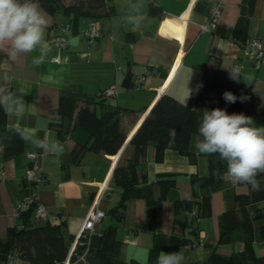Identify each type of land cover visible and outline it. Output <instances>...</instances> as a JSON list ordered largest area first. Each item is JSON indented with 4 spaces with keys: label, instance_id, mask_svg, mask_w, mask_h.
<instances>
[{
    "label": "crops",
    "instance_id": "1",
    "mask_svg": "<svg viewBox=\"0 0 264 264\" xmlns=\"http://www.w3.org/2000/svg\"><path fill=\"white\" fill-rule=\"evenodd\" d=\"M214 1L143 0L147 20L140 31L134 32L130 25L122 22L129 0H106L107 8L113 12L95 21L101 36L88 45L83 31L91 20L81 18L74 32L70 26L69 43L64 50L49 39L60 25L69 23L67 16L41 7L49 21L45 34L51 46L48 57L44 64L36 67L31 59L37 53L20 56L8 64L2 62L5 57L0 54V83L7 78L10 87H23L28 93L23 97L27 104L24 117L20 120L7 117V125L31 129L41 139L47 136L50 140H59L64 151L56 156L23 141V151L4 160L0 147V239H5L9 229L21 223L13 212L26 191L24 173L30 161L28 153H35L39 167L36 173L42 175L36 191L47 210V221L63 222L64 233L72 237L71 246L97 198V207L104 216L95 227L101 229L116 224L107 214L120 194L112 171L119 160L134 159L136 148L130 143L131 137L160 95L166 93L181 102L193 98L194 92L202 86L205 67L215 58L227 73V69H240L238 83L248 99L239 113L253 117L257 126H264V62L252 61L246 55L251 38L258 37L264 42V0H221V15L211 23L209 12ZM150 5L159 7L158 15L148 13ZM203 25L208 30H202ZM56 57L61 60L54 61ZM145 68L148 72L139 83L138 78ZM247 76L252 79H244ZM111 86L115 93L101 97L100 93ZM61 95L77 97V108L85 99H104V104L121 108L120 127L125 141L115 155L84 149L77 160L73 158L72 147L85 143L87 131L74 127L72 118H62L53 112ZM214 98L215 94L210 93L208 101L213 102ZM93 105L97 112L101 111V103ZM60 128L63 138L57 133ZM198 139L200 136L196 134L189 137V155L168 146L161 160L156 159L154 146H147L145 160L137 166L140 181L144 175L147 182H153L155 199L161 193L159 184L154 182L158 175H173L176 183L165 192L159 205L147 204L141 198L127 201L123 220L116 231L121 241L120 257L127 264H156L161 251H182L183 264L204 261L211 253L228 257L243 251L244 243L240 239L218 243L220 215L233 207L235 194L248 193L247 186L232 185L226 171L221 180L209 187V204L196 213L193 224L196 231L183 225L185 214L174 212L175 201L194 198L196 184L191 177L208 174V155L195 148ZM259 206H264V202ZM261 224L264 219L255 221L253 248L257 256H264V239L258 234ZM172 237L187 239L195 245L185 244L170 251ZM0 264L5 261L0 259ZM16 264L33 263L21 258ZM72 264L89 263L77 257Z\"/></svg>",
    "mask_w": 264,
    "mask_h": 264
},
{
    "label": "trees",
    "instance_id": "2",
    "mask_svg": "<svg viewBox=\"0 0 264 264\" xmlns=\"http://www.w3.org/2000/svg\"><path fill=\"white\" fill-rule=\"evenodd\" d=\"M40 7L51 13L61 12L68 18L72 31L76 30L81 18L92 21L107 16L113 12L107 8L106 0H71L65 4L63 0H38ZM159 7L150 5L148 13L159 14ZM231 91L237 97L246 96L242 86L229 78L220 65L218 58L213 59L204 69V79L199 90L194 92L193 98L181 102L169 94H162L150 108L141 124L130 139L135 148V157L132 160L118 161L112 171V179L120 188L119 199L107 214L116 220V224L93 231H84L78 235L69 260L73 262L77 257L85 256L89 264H127L120 257L121 241L116 237L118 223L123 220L126 203L131 198L144 199L147 204L159 205L165 192L175 186L173 175H158L155 183L161 188L157 199L153 197V182H147L144 175L141 181L137 173V166L145 160L146 148L152 144L155 148L157 160L162 159L163 151L172 146L181 154L189 155L188 142L191 134H198V125L205 109H226L231 113H239L242 102L230 104L223 99V93ZM214 93L213 102H209V94ZM100 97V96H99ZM104 98V97H103ZM104 100V99H103ZM102 99H85L77 108L78 98L71 95H61L54 113L62 118L73 120L74 127H81L87 131V140L72 147L75 160L84 149L95 153L115 155L125 141V133L120 127L119 114L121 108L104 104ZM94 103H101V111H96ZM60 127V125H59ZM7 116L0 108V147L2 159H10L23 151V140L8 131ZM58 130V136L63 138L64 132ZM226 171V162L221 161L218 155H208V174H195L191 177L196 187L193 199L177 200L174 202L175 214H185L183 225L196 231L193 226L197 219V211L208 206L210 200L209 187L222 179ZM260 189L253 191L248 187V193L234 195L233 207L227 208L219 217V244L233 242L240 239L244 249L225 257L211 253L204 261H195L190 264H264V256H257L253 248L256 239L255 221L264 219V174L258 176ZM195 215H187L191 211ZM21 223L10 228L5 239H0V259L5 260L11 251H18L22 259L33 264H63L71 249L70 235L63 231V222L50 223L35 219L32 208L19 216ZM259 238L264 239V224L258 230ZM187 239L172 237L170 251L187 244Z\"/></svg>",
    "mask_w": 264,
    "mask_h": 264
},
{
    "label": "clouds",
    "instance_id": "3",
    "mask_svg": "<svg viewBox=\"0 0 264 264\" xmlns=\"http://www.w3.org/2000/svg\"><path fill=\"white\" fill-rule=\"evenodd\" d=\"M143 0H129L122 22L131 30L140 31L147 16ZM49 21L38 0H0V54L2 62H15L20 56L37 53L31 59L32 65L39 67L48 57L51 46L45 38ZM229 78L239 82L240 69H227ZM244 79L251 80V76ZM190 92V91H189ZM28 94L21 87L13 89L7 78L0 83V108L5 116L24 117L27 104L24 96ZM223 99L234 104L239 99L245 102L246 96L237 97L231 91L223 93ZM8 131L18 135L26 144L40 148L56 156L63 154L64 145L59 140L41 139L28 128L16 127ZM200 139L195 143L196 150L204 155H218L226 162V177L232 185L251 186L253 191L260 189L258 176L264 174V126H257L253 117L244 113L229 114L226 109H205L198 125ZM35 154V153H33ZM182 251H161L156 264H183Z\"/></svg>",
    "mask_w": 264,
    "mask_h": 264
},
{
    "label": "built area",
    "instance_id": "4",
    "mask_svg": "<svg viewBox=\"0 0 264 264\" xmlns=\"http://www.w3.org/2000/svg\"><path fill=\"white\" fill-rule=\"evenodd\" d=\"M222 11V1L216 0L211 4L210 12H209V22L213 23L218 17L221 15ZM202 30H208V27L206 25H203ZM70 29V24H62L59 26L58 31L49 39V42L53 45L57 46L59 49L64 50L67 48L69 43L68 38V30ZM83 34L86 38V41L88 45L92 44L99 38L102 34L101 30L96 25V22L90 21L88 23V26L84 29ZM82 55H86V53H83ZM246 55L247 57L255 62L262 63L264 62V42L261 41L258 37H253L249 40L248 45L246 47ZM54 61L58 62L61 60L60 57H56L53 59ZM148 72V69H144L143 73L139 76L138 80L139 83H142L144 79V75ZM115 93L114 87L111 86L108 89L103 90L100 93L101 97H110ZM29 157V165L25 170L24 173V182L26 184V191L23 194L21 198L18 199L13 215L15 217H19L22 213H25L30 208H32V216L35 219L44 220L48 217L47 210L45 206L39 201L38 195H37V185L42 179V175L39 173H36V171L39 169L38 162L36 155L33 153H28ZM102 189H105V186L102 187ZM98 198L95 199L92 203L91 209L82 225V228L79 232L84 231H93L95 228L96 223L104 216V212L98 209ZM187 215H195V211H191L187 213ZM188 246H194L195 243H187ZM75 243L71 246V249L69 251V254L67 258L64 260L63 264H72V262L69 260L70 254L72 253V250L74 249ZM81 258H85L84 255L80 256ZM20 257V253L18 251H11L6 255L5 264H16Z\"/></svg>",
    "mask_w": 264,
    "mask_h": 264
},
{
    "label": "rangeland",
    "instance_id": "5",
    "mask_svg": "<svg viewBox=\"0 0 264 264\" xmlns=\"http://www.w3.org/2000/svg\"><path fill=\"white\" fill-rule=\"evenodd\" d=\"M63 1L65 2V1H68V0H63ZM69 1H70V0H69Z\"/></svg>",
    "mask_w": 264,
    "mask_h": 264
}]
</instances>
